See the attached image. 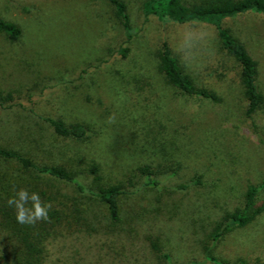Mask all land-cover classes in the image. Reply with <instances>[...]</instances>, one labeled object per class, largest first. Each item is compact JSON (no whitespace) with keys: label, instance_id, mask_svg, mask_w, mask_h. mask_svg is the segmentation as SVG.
<instances>
[{"label":"rangeland","instance_id":"374dc122","mask_svg":"<svg viewBox=\"0 0 264 264\" xmlns=\"http://www.w3.org/2000/svg\"><path fill=\"white\" fill-rule=\"evenodd\" d=\"M122 1L137 30L124 59L115 54L125 37L107 0H0V18L22 31L15 42L0 34V94L13 105L0 112V146L84 175L96 164L108 185L138 186L144 165L177 173L161 175L160 190L121 198L116 226L103 207L86 202L81 221L58 228L33 258L0 212V264H165L150 246L155 241L172 264H208L202 246L215 223L240 205L249 185L264 180V16L249 12L222 22L256 62L263 102L247 116L240 66L213 26L144 20L145 0ZM164 42L194 84L219 102L164 85L156 70ZM37 116L85 124L89 136L59 139ZM196 178L201 184L190 185ZM0 184L10 186L11 197L21 188L62 189L1 161ZM212 252L229 264H264V214L227 232Z\"/></svg>","mask_w":264,"mask_h":264},{"label":"trees","instance_id":"16d2710c","mask_svg":"<svg viewBox=\"0 0 264 264\" xmlns=\"http://www.w3.org/2000/svg\"><path fill=\"white\" fill-rule=\"evenodd\" d=\"M112 7L116 19L122 28L125 41L123 46L115 51L121 58H126L131 52L130 44L137 34L132 26L127 12V6L122 0H107ZM257 13L264 16V0H145L142 5L144 20L155 18L162 23L177 25L200 23L213 26L217 32L222 48L232 56L240 66V79L243 95L246 100V114L253 115L261 106L263 96L256 83V62L248 55L243 45L234 39L222 27L225 19L234 18L245 13ZM0 34L10 42L17 41L22 31L16 24L0 18ZM156 70L161 76L164 85L171 87L179 94L209 102H219L218 96L211 90L198 87L184 72L178 59L173 55L167 43H163L156 54ZM85 73V71H84ZM12 102V97L0 94V112L13 105L5 106ZM33 113L32 110L28 111ZM34 115V113H33ZM51 133L63 140L83 141L89 136L88 127L82 123L66 124L60 119L49 116H37ZM0 161L13 163L17 168L26 173H31L39 178H46L62 189L41 190L39 195L42 200L51 203L48 221H38L34 225L20 224L16 221L15 211L12 207L4 205L0 212L6 220L4 227L16 235L25 254L33 258L42 252L43 242L64 224L79 223L87 212L86 202H93L103 207L109 225L116 226L120 222L121 198L134 195L146 189H157L160 184L159 177L170 178L177 173V169L162 170L152 169L148 165L138 169L140 180L135 184L122 183L105 184L100 175L99 167L91 164L87 175L74 171L71 167L61 162L39 163L34 161L32 155L23 150L0 146ZM163 177V178H164ZM196 178L190 185H200ZM54 185V186H55ZM10 187V186H9ZM9 187L0 184V203L11 197ZM184 190L187 187H175ZM175 190V189H173ZM264 191V180L258 185H249L238 207L226 212L215 223L208 234V243L202 246L203 262L208 264H229L213 255L215 244L234 228H243L264 214V199H259ZM8 209V210H7ZM12 213V214H8ZM135 212H133L134 214ZM8 230V231H9ZM153 251L161 253L165 264H172L171 256L163 253L159 244L151 242ZM237 264H248L239 259Z\"/></svg>","mask_w":264,"mask_h":264},{"label":"clouds","instance_id":"9594fccd","mask_svg":"<svg viewBox=\"0 0 264 264\" xmlns=\"http://www.w3.org/2000/svg\"><path fill=\"white\" fill-rule=\"evenodd\" d=\"M7 203L15 209V218L20 224L34 225L38 221L49 220L48 213L52 205L42 200L38 192L29 193L27 189L21 188Z\"/></svg>","mask_w":264,"mask_h":264}]
</instances>
